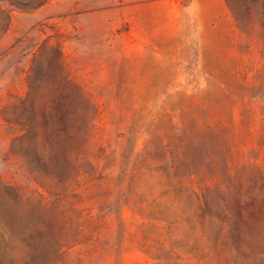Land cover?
<instances>
[{
  "label": "rangeland",
  "instance_id": "374dc122",
  "mask_svg": "<svg viewBox=\"0 0 264 264\" xmlns=\"http://www.w3.org/2000/svg\"><path fill=\"white\" fill-rule=\"evenodd\" d=\"M237 1L0 0V210L52 219L59 264H264V213L222 229L188 173L264 172V0Z\"/></svg>",
  "mask_w": 264,
  "mask_h": 264
},
{
  "label": "trees",
  "instance_id": "16d2710c",
  "mask_svg": "<svg viewBox=\"0 0 264 264\" xmlns=\"http://www.w3.org/2000/svg\"><path fill=\"white\" fill-rule=\"evenodd\" d=\"M226 2L236 14L239 2L237 0ZM256 80V77L253 80L248 74L235 77L236 83L245 89L256 87L258 84ZM218 124L219 137L228 142L238 155H245V148L231 138L227 118L219 116ZM250 132L255 133L254 130ZM253 148L255 146L251 144L250 149ZM256 148L261 150L259 146ZM256 164L258 166L252 184L247 180L251 172L243 176L228 166L224 169L206 170L200 179L196 178L195 172L188 171L192 189L201 201L204 212L219 219L222 229L226 230L227 226H230L239 237L249 233L242 216L244 208L256 207L257 217L264 213L263 163L257 159ZM9 217L7 211L0 210V260H6L8 264H40L41 261L59 264L61 246L54 235L55 222L52 219L41 220V226H37V222H32L22 229L21 226H13V220Z\"/></svg>",
  "mask_w": 264,
  "mask_h": 264
}]
</instances>
